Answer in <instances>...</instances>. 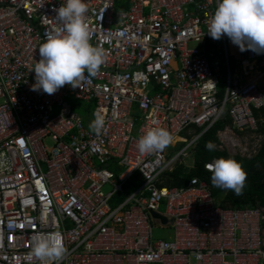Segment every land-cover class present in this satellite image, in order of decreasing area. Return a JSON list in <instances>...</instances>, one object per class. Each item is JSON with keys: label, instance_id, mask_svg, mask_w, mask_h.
<instances>
[{"label": "built area", "instance_id": "2783aa9c", "mask_svg": "<svg viewBox=\"0 0 264 264\" xmlns=\"http://www.w3.org/2000/svg\"><path fill=\"white\" fill-rule=\"evenodd\" d=\"M84 2L89 42L104 51V61L77 88L48 95L31 90L30 69L46 36L63 34L55 10L65 0H0V154L7 161L0 168V264H40L33 244L55 233L67 250L59 264H264V208H224L197 178L185 188L160 181L226 118L218 142L237 148L243 138L230 156H257L264 54L206 34L218 0ZM230 47L240 61L233 62ZM69 99L89 109L90 121L94 113L104 116L100 136ZM153 127L174 141L201 132L169 159L172 144L153 154L136 149ZM134 178L139 185L126 193ZM154 222L172 228V239L153 240Z\"/></svg>", "mask_w": 264, "mask_h": 264}, {"label": "clouds", "instance_id": "9594fccd", "mask_svg": "<svg viewBox=\"0 0 264 264\" xmlns=\"http://www.w3.org/2000/svg\"><path fill=\"white\" fill-rule=\"evenodd\" d=\"M55 11L56 20L63 26V34L56 32L46 36L45 42L37 48L40 59L30 69L34 73L31 90L48 95L65 85L77 88L85 72L94 77L105 55L102 49L89 42V28L85 22L88 8L84 0H65ZM206 34L213 40L227 37L241 52L250 50L257 55L264 54V0H218L207 22ZM93 115L89 129L100 136L105 128V118L99 113ZM173 142L174 136L169 131L153 127L138 138L136 149L142 154H153L164 151ZM204 147L212 151L215 145L208 141ZM6 163L0 154V168ZM206 168L211 173L213 187L231 190L237 196L242 194L247 174L238 161L221 157ZM46 218L45 210L41 219L44 221ZM66 251L59 233H55L38 238L31 254L40 264H59Z\"/></svg>", "mask_w": 264, "mask_h": 264}, {"label": "trees", "instance_id": "16d2710c", "mask_svg": "<svg viewBox=\"0 0 264 264\" xmlns=\"http://www.w3.org/2000/svg\"><path fill=\"white\" fill-rule=\"evenodd\" d=\"M223 89L220 88V95ZM261 111H255L254 115L259 121L260 134L264 137V121L262 118L259 119ZM80 113V112H79ZM86 125L90 121L89 109L86 108L81 113ZM230 122L226 118L223 122H220L205 132L194 144L193 150L191 151L190 162L193 164V168H189L185 163L174 168L170 173H166L161 178V185L168 188H185L191 179L197 178L200 181H204L210 187L212 194L215 197L220 198V204L224 208H231L236 210L243 209H255L264 208V142L262 143L261 149L257 156L252 159H244L240 156H230L226 152L218 151L216 148L212 151L205 149L204 145L206 142L211 141L215 145H219L217 134L225 126H229ZM194 134L198 135L201 130L193 129ZM190 137V136H189ZM185 137V140L189 141L190 138ZM183 146V144L181 145ZM232 158L238 161L243 170L247 174L242 194L237 196L231 190H224L213 187L211 184V173L205 170V165L211 163L218 158ZM136 178L131 179L126 186V193L129 192L130 186H135Z\"/></svg>", "mask_w": 264, "mask_h": 264}, {"label": "rangeland", "instance_id": "374dc122", "mask_svg": "<svg viewBox=\"0 0 264 264\" xmlns=\"http://www.w3.org/2000/svg\"><path fill=\"white\" fill-rule=\"evenodd\" d=\"M190 47L191 48H198L199 46L195 45V44H191ZM229 54L233 57V62L234 63L241 60L242 56L238 53L237 50H235V48L230 47L229 48ZM221 67H222V69H225L224 60L221 63ZM220 87L223 88V82H221V86ZM67 102L69 104H71L72 106H76L77 109L74 107L73 111L78 113L80 116H82L81 113H83V110L80 108V107H83L82 104L75 102L73 99H69ZM79 105H80V107H79ZM53 113H54L53 114L54 116L58 115L59 109L54 107L53 108ZM262 118H263V121H264V112L263 111H261L260 114H259V119H261V121H262ZM193 134H194V132L192 130L190 132L182 134L178 139H176L174 141L172 146L169 148V152L167 153L169 159L174 157L175 154L181 152V150H183L185 147L190 146L192 144L191 142L194 140L193 138L195 137V135H193ZM185 137H189L190 140L189 141L185 140ZM238 141H239L238 143L240 145L237 148L230 147V145L228 143H225V141L222 142V140L219 142V145H217L215 148H216V150H218L220 152L224 151V152H226L229 155L239 154V148L242 145V143L243 144L245 143V141H243V138H240ZM44 144H45V146L47 148H51L52 147V143H51L50 140H46L44 142ZM182 144H183V146H181ZM193 147H194V144L191 145L190 148L186 151L184 157H180V159L176 162L174 168H176L177 166L182 165L183 163H185V165L189 166V168H193V166H192L193 164H191V162H190V158L192 156L191 155V151L193 150ZM136 185L138 186L139 184L136 183ZM165 187L168 188V184ZM108 190H109V188L106 187L104 189V192L106 193ZM162 212H163V209L161 210V213ZM153 225H154L153 226V230H152L153 240H170V239H172V237H173L172 228H170V227L162 228L158 222H154Z\"/></svg>", "mask_w": 264, "mask_h": 264}, {"label": "water", "instance_id": "95a60500", "mask_svg": "<svg viewBox=\"0 0 264 264\" xmlns=\"http://www.w3.org/2000/svg\"><path fill=\"white\" fill-rule=\"evenodd\" d=\"M151 217L155 220H159L163 225H166L168 223V221L165 218H163L157 214H151ZM170 223H171V221H169V224Z\"/></svg>", "mask_w": 264, "mask_h": 264}, {"label": "crops", "instance_id": "0c3cea01", "mask_svg": "<svg viewBox=\"0 0 264 264\" xmlns=\"http://www.w3.org/2000/svg\"><path fill=\"white\" fill-rule=\"evenodd\" d=\"M73 108L75 107L76 109H77V107L76 106H72ZM79 107H80V105H79ZM82 110H84V109H86V107L85 106H83V107H80Z\"/></svg>", "mask_w": 264, "mask_h": 264}]
</instances>
